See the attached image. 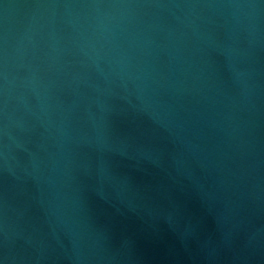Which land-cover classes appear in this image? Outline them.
Wrapping results in <instances>:
<instances>
[{"label": "water", "instance_id": "95a60500", "mask_svg": "<svg viewBox=\"0 0 264 264\" xmlns=\"http://www.w3.org/2000/svg\"><path fill=\"white\" fill-rule=\"evenodd\" d=\"M0 264H264V0H0Z\"/></svg>", "mask_w": 264, "mask_h": 264}]
</instances>
